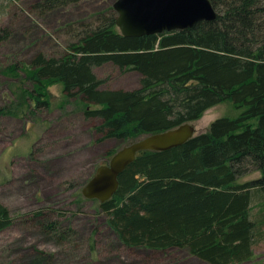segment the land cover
<instances>
[{
    "label": "trees",
    "instance_id": "obj_1",
    "mask_svg": "<svg viewBox=\"0 0 264 264\" xmlns=\"http://www.w3.org/2000/svg\"><path fill=\"white\" fill-rule=\"evenodd\" d=\"M80 1L39 0L33 7L44 13ZM210 1L220 33H196L198 21L190 28L126 37L116 27L114 1L105 5L92 23L83 20L70 30L62 52L0 64L12 95L0 106V117L25 118L48 108V88L60 84L64 103L78 101L84 118L99 121L94 130L101 141L124 144L229 103L236 116L214 119L180 146L139 151L119 174L111 198L92 200L128 248L184 249L208 264H236L253 257L264 226V52L234 45L244 41L259 0ZM11 36L8 27L0 29V43ZM106 64L139 73V86L102 88L107 78L94 69ZM115 152L107 153L106 163ZM254 170L257 178L240 180ZM76 200L85 198L78 192ZM33 217L44 219L40 227L48 233L58 232L59 223L46 220L43 211ZM13 221L0 201V231Z\"/></svg>",
    "mask_w": 264,
    "mask_h": 264
},
{
    "label": "rangeland",
    "instance_id": "obj_2",
    "mask_svg": "<svg viewBox=\"0 0 264 264\" xmlns=\"http://www.w3.org/2000/svg\"><path fill=\"white\" fill-rule=\"evenodd\" d=\"M38 1L0 0V29L12 31L11 38L0 43V64L27 62L38 52H62L70 30H78L83 20L92 23L94 13L115 0H84L44 13L33 7ZM251 13L244 41L234 45L264 52V0H259ZM216 23L201 21L193 30L220 33ZM224 43L214 41L216 46ZM94 71L99 78H107L102 88L131 90L139 86L141 75L135 71L121 72L111 64ZM9 86V80L0 74V106L12 98ZM48 91V108L25 118L0 117V201L14 219L0 231V264H208L184 249L128 248L108 228L95 201L76 200L95 169L106 163L107 153L129 142L101 141V134L94 130L99 121L84 118L78 101L64 103L60 84H53ZM237 114L225 102L208 108L190 123L196 135L214 119ZM258 176L254 170L240 180ZM37 211H43L46 220L59 223L58 232L42 229L44 219L33 217ZM261 231L253 257L236 264H264V226Z\"/></svg>",
    "mask_w": 264,
    "mask_h": 264
},
{
    "label": "water",
    "instance_id": "obj_3",
    "mask_svg": "<svg viewBox=\"0 0 264 264\" xmlns=\"http://www.w3.org/2000/svg\"><path fill=\"white\" fill-rule=\"evenodd\" d=\"M115 24L126 37L158 34L190 28L198 21L216 18L210 0H115ZM195 135L191 123H183L165 131L143 135L118 149L108 163L99 165L81 188L87 199L104 202L118 188L119 174L134 161L142 150L164 151L180 146Z\"/></svg>",
    "mask_w": 264,
    "mask_h": 264
}]
</instances>
